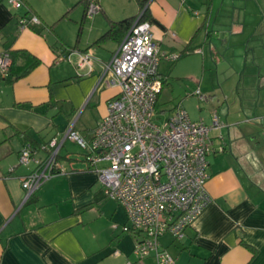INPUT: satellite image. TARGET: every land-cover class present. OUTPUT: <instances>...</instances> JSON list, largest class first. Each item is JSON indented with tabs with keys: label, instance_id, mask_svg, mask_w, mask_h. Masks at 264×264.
<instances>
[{
	"label": "crops",
	"instance_id": "0c3cea01",
	"mask_svg": "<svg viewBox=\"0 0 264 264\" xmlns=\"http://www.w3.org/2000/svg\"><path fill=\"white\" fill-rule=\"evenodd\" d=\"M98 5L89 16L84 0H21L19 7L0 0V52L9 47L39 59L14 80L8 72L0 75V264H156L152 256L133 253L134 238L121 229L125 211L104 196L93 168L77 158L65 157L66 165L59 160L67 138L57 152L65 172L27 198L20 183L33 168L18 162L24 143L39 156L44 151V157L46 150L37 144L61 140L64 131L55 115L70 122L68 115L92 98L95 105L106 104L118 93L117 85L96 83L121 38L95 40L111 20L141 10L131 0H98ZM146 6L159 50L179 53L158 64L157 99L168 77H185L211 97L204 98V114L215 112L223 123L213 128L216 150L207 156L211 202L182 239L159 238L160 243L170 244L178 264H264V0H149ZM55 9L57 17L49 20ZM31 15L39 22L20 27L19 17ZM65 20L76 33L73 41L55 29ZM70 51L78 60L90 52L91 64L78 62L77 72L71 61L53 67ZM24 61L25 55L16 57L17 65ZM97 111L95 125L106 106ZM93 128L77 132L88 139Z\"/></svg>",
	"mask_w": 264,
	"mask_h": 264
},
{
	"label": "built area",
	"instance_id": "2783aa9c",
	"mask_svg": "<svg viewBox=\"0 0 264 264\" xmlns=\"http://www.w3.org/2000/svg\"><path fill=\"white\" fill-rule=\"evenodd\" d=\"M14 7L21 0H8ZM100 9L96 0H89L86 14ZM137 14L121 37L117 48L103 63L97 85H117L118 93L107 99L106 114L94 126L88 139L73 128L71 121L61 140L52 137L41 145L47 154L41 157L29 143L18 151V162L34 163L22 175L20 183L25 198L45 180L66 169L57 160L62 141L71 139L85 150L106 198L122 206L126 221L124 232L134 238L133 253L138 258L152 256L156 264H178L176 258L160 243L168 233L180 240L186 228L211 202L206 189L207 156L216 150L210 130L223 123L213 113L209 124L191 119L180 105L174 107L158 123L157 94L162 79L157 73L161 60H174L178 52L160 51L150 25ZM39 22L36 15L20 16V27ZM92 55L79 60L91 64ZM10 57L0 52V75L8 72ZM199 99L205 96L196 88ZM220 145L218 150H222Z\"/></svg>",
	"mask_w": 264,
	"mask_h": 264
},
{
	"label": "rangeland",
	"instance_id": "374dc122",
	"mask_svg": "<svg viewBox=\"0 0 264 264\" xmlns=\"http://www.w3.org/2000/svg\"><path fill=\"white\" fill-rule=\"evenodd\" d=\"M131 2H132L133 7H134V5H135V7L137 6V3H135L134 0H131ZM132 10H134V9L132 8ZM57 13H58V11H56V9L54 11L51 10L49 12V17H48L49 20H53L54 18H56ZM55 26H56L55 29L58 32L62 33L64 35V37L66 38V40H69V41L75 40L76 33H74V29H71V25H70L69 21H67V20L57 21ZM51 36H52V40H53L54 36L52 34H51ZM105 43H113V40L108 39L105 41ZM72 52L73 51L67 52L66 56H64V57L60 56L58 58V64H53V67L56 68L57 66L65 65V62L69 61L68 63H70V61H71L72 63H74L73 66L75 68V72H77V68H76L77 66L76 65H78L79 60L77 57L76 58L70 57V54ZM83 52H85V51H83ZM76 55H77V53H76ZM79 58H80V55H79ZM190 84L191 83H189V80L185 79V77H183V78L181 77L179 79H175V78H171V77L167 78L166 83L163 85L162 90H161V92L158 96V99H157L156 109L158 110V119H156V121L158 123H161V121L164 119V117L167 116V114L170 112V110L173 109L174 107H176L177 105L182 106L187 111V113L191 119L199 120L200 118H203L204 120L203 119H200V120H203L204 122H208L209 121L208 118H210V122H211V117H212L213 113H215V112L211 113V116H210V113L208 114V116L206 114H204V113H206V112H204V109H206L208 107V106L204 107V105L206 103L205 102L206 99H199L197 95L193 94V91L197 87L195 88L196 85L192 86ZM201 93L205 97H209L203 91H201ZM210 98L211 97H209V99ZM182 101H183V103H182ZM97 105L94 104V98H92L89 101L88 106H81L78 109L73 110L71 112V114L68 115L71 117V121L74 120V122H75V125H74L75 130L79 131L82 135H83V133H82L83 129L93 128V126L95 125V120H96V116H97V112H98L97 110H102L103 108L105 109V106H106V104L104 102H101ZM215 106H217V105H215ZM53 118L57 119L62 130H66V127H67L69 121H67L65 116L58 113ZM214 128H217V127H214ZM211 130H210V135L215 136L216 133L214 132L213 128ZM85 153H86L85 150L76 141H71L70 139H66L63 148H61V150L59 151L58 158L64 164L65 163L68 164V161H69L65 157L77 158V159L82 160V163L85 166L90 165L91 168L94 169V167L91 165V162L85 159ZM42 155H44V151L40 152V156H42ZM82 163H80V164H82ZM30 164L32 165V167H34L33 162H31ZM21 165H23V164L21 163ZM160 238H161V240L164 239V242H166L167 240H171V236L168 233H166L165 236H160ZM168 248L171 249L170 244H169ZM169 252H170V250H169Z\"/></svg>",
	"mask_w": 264,
	"mask_h": 264
},
{
	"label": "trees",
	"instance_id": "16d2710c",
	"mask_svg": "<svg viewBox=\"0 0 264 264\" xmlns=\"http://www.w3.org/2000/svg\"><path fill=\"white\" fill-rule=\"evenodd\" d=\"M84 1H85V12H86V7H87L89 0H84ZM96 1L98 2V0ZM135 1L139 7V10H141L140 20H146L147 15H148L147 14L148 6H146V4L149 0H135ZM137 14L128 16L122 19H118V20H111L109 22L108 28L95 40V42L104 41L106 39H114L116 41H119V39L123 36V34L129 28V26L132 24ZM2 51H6L10 57V65L8 68V74L12 75V78H11L12 80L20 76H23L24 74L29 72V70H31L34 66H36L39 63V59L37 57L30 55L29 53H26L25 51H22V50L9 49V47L8 48L6 47ZM21 54L25 55V61L21 65H17L16 57ZM20 105L27 107L29 109H32V110H36L37 108V106H33L31 104H26V103H21ZM87 132L89 133L90 131H87ZM32 144L34 145V143ZM37 146H41V143L37 144Z\"/></svg>",
	"mask_w": 264,
	"mask_h": 264
},
{
	"label": "water",
	"instance_id": "95a60500",
	"mask_svg": "<svg viewBox=\"0 0 264 264\" xmlns=\"http://www.w3.org/2000/svg\"><path fill=\"white\" fill-rule=\"evenodd\" d=\"M147 4H148V2H147ZM147 4H146V5H147Z\"/></svg>",
	"mask_w": 264,
	"mask_h": 264
}]
</instances>
